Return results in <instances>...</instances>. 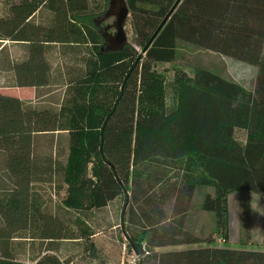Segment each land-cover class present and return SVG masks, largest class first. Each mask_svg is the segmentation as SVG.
I'll return each instance as SVG.
<instances>
[{
	"label": "trees",
	"instance_id": "1",
	"mask_svg": "<svg viewBox=\"0 0 264 264\" xmlns=\"http://www.w3.org/2000/svg\"><path fill=\"white\" fill-rule=\"evenodd\" d=\"M124 1L132 43L119 51L101 49L90 0H19L0 16V68L10 86L31 87L35 98L49 85L52 45L91 52L58 108L0 92V264H26L12 244L29 232L49 242L34 264H69L52 244L72 234L61 217L39 209L32 191L33 183H52L59 167L52 149L35 153L36 139L61 132L69 139L63 204L91 210L119 198L120 240L137 264H264V225L263 249L245 247L249 193L264 211V0ZM4 41L23 44L24 58L11 59ZM179 42L254 65L251 88L197 67L164 107L153 66L173 61ZM231 192H242L239 247L215 244L217 233L229 240ZM193 210L214 214L208 237L195 234ZM81 232L93 234L85 225Z\"/></svg>",
	"mask_w": 264,
	"mask_h": 264
},
{
	"label": "rangeland",
	"instance_id": "2",
	"mask_svg": "<svg viewBox=\"0 0 264 264\" xmlns=\"http://www.w3.org/2000/svg\"><path fill=\"white\" fill-rule=\"evenodd\" d=\"M19 0H0V16L7 13L9 6ZM112 0H90L91 24L96 28L102 37V45H105V36H113L114 28L111 26L114 17H106V12L110 8ZM124 29L127 35V43H132L130 25L125 21ZM9 52V57L13 60H21L25 56L23 44H16L4 41ZM91 52L85 48H79L77 53L65 52L59 45H52L46 58L50 64L49 85L37 90L31 87H12L10 86L11 74L0 68V92L16 96L20 99L29 100L58 108V104L64 103L71 93L70 87L83 77L87 70L86 60ZM208 67L211 70L225 75L238 82L240 85L250 89L256 74V67L244 61L236 60L224 55H219L212 51L197 50L191 45L179 42L177 54L173 61L169 63L154 64L153 70L162 77L163 86L159 94L164 107L169 108L175 102V94L178 87L189 81L195 68ZM88 97V96H87ZM53 137V138H52ZM243 138L242 135L239 136ZM57 140L52 143V140ZM54 145V146H53ZM69 139L66 132L51 135H39L35 142V153H45L52 149L59 167L52 183H33L32 191L35 202L40 210L50 212L61 217L72 234V238L53 242L57 249L55 253L61 260H68L69 264H137V256L126 248V241L120 240V211L121 200L118 198L105 208L91 210H73L63 204L66 196L67 184L62 180V169L69 154ZM90 167V166H89ZM89 174L91 173L88 170ZM213 194V188H206ZM242 192L237 194L231 192L228 195L227 203L229 210V241L224 240L221 246L235 247L239 235V198ZM251 210V247L263 249L258 239L262 237L261 223V201L256 193L248 194ZM197 204V201H195ZM193 222L192 226L197 236L208 237L215 228L214 214L209 211L193 210L190 214ZM80 220V221H79ZM83 222L84 224H82ZM88 226L93 232L85 238L81 230ZM34 233L29 232L13 241V253L17 260L26 264H34L41 257L49 246V242L33 237ZM118 236L119 240L116 239ZM216 240L224 239L223 235L215 234ZM233 242V243H232ZM94 249H89L90 245Z\"/></svg>",
	"mask_w": 264,
	"mask_h": 264
},
{
	"label": "water",
	"instance_id": "3",
	"mask_svg": "<svg viewBox=\"0 0 264 264\" xmlns=\"http://www.w3.org/2000/svg\"><path fill=\"white\" fill-rule=\"evenodd\" d=\"M175 5L176 3L170 9L164 20L169 16ZM105 15L106 17H114V21L111 26L114 28L115 33L113 36H105V45L102 46L101 49L105 51H119L127 43V35L124 25L127 17L129 16L128 6L124 0H112L110 2V8Z\"/></svg>",
	"mask_w": 264,
	"mask_h": 264
},
{
	"label": "crops",
	"instance_id": "4",
	"mask_svg": "<svg viewBox=\"0 0 264 264\" xmlns=\"http://www.w3.org/2000/svg\"><path fill=\"white\" fill-rule=\"evenodd\" d=\"M262 206V205H261ZM228 213H229V210H228ZM261 223H260V228H261V230H262V228H263V225H264V211H263V207H261ZM237 239H238V237H237ZM261 239H262V237H260L257 241H258V243H261ZM229 241V240H228ZM238 242V241H237ZM226 243H227V241H226ZM233 243V242H232ZM215 244L216 245H222L221 244V242H218V241H216L215 242ZM235 247H239L238 246V244H236V242L233 244ZM252 245H250V243L249 244H247V245H245V247L246 248H252L251 247Z\"/></svg>",
	"mask_w": 264,
	"mask_h": 264
},
{
	"label": "built area",
	"instance_id": "5",
	"mask_svg": "<svg viewBox=\"0 0 264 264\" xmlns=\"http://www.w3.org/2000/svg\"><path fill=\"white\" fill-rule=\"evenodd\" d=\"M224 241V239H220V240H218V242H223Z\"/></svg>",
	"mask_w": 264,
	"mask_h": 264
}]
</instances>
